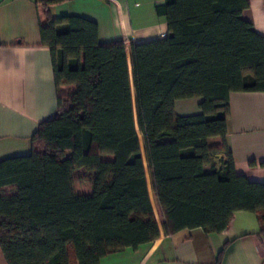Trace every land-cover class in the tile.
I'll list each match as a JSON object with an SVG mask.
<instances>
[{
  "label": "trees",
  "instance_id": "16d2710c",
  "mask_svg": "<svg viewBox=\"0 0 264 264\" xmlns=\"http://www.w3.org/2000/svg\"><path fill=\"white\" fill-rule=\"evenodd\" d=\"M64 1L37 0L57 112L33 133L31 153L0 161L8 263L98 264L157 238L140 134L165 232H220L247 210L264 234V182L236 171L226 142L230 93L264 91V36L242 17L250 0H165L157 11L168 36L131 42V64L124 40L99 41L97 22L55 19L51 7ZM192 97L202 98L201 111L177 113L176 101ZM219 155L223 166L208 168ZM80 168L95 173L89 195L75 192ZM11 184L17 192L4 194Z\"/></svg>",
  "mask_w": 264,
  "mask_h": 264
},
{
  "label": "crops",
  "instance_id": "0c3cea01",
  "mask_svg": "<svg viewBox=\"0 0 264 264\" xmlns=\"http://www.w3.org/2000/svg\"><path fill=\"white\" fill-rule=\"evenodd\" d=\"M164 3L165 0H66L53 5L51 12L55 19L78 15L97 22L99 41L124 40L131 64V42L168 36L167 17L157 11ZM242 17L264 36V0H250ZM41 19L42 7L37 0H0V161L31 153L33 133L42 121L57 112L52 56L42 43ZM131 82L134 93L132 76ZM201 100V97L179 99L175 110L179 114L199 113ZM229 103L226 142L232 150L235 169L251 181L264 182V91H233ZM144 166L155 207L158 201L147 160ZM222 166L223 158L219 155L208 168ZM75 175V192L91 194L95 173L80 168ZM2 192L15 194L16 185L4 186ZM159 226L160 235L154 240L109 253L98 264H264V234H257L261 221L253 211H235L220 232L193 227L167 233L162 222ZM0 264H9L1 243Z\"/></svg>",
  "mask_w": 264,
  "mask_h": 264
},
{
  "label": "rangeland",
  "instance_id": "374dc122",
  "mask_svg": "<svg viewBox=\"0 0 264 264\" xmlns=\"http://www.w3.org/2000/svg\"><path fill=\"white\" fill-rule=\"evenodd\" d=\"M61 88L63 90H66L68 93H72L76 89V85H74V84H63L61 86ZM140 138H141V143H142L143 157H144V160L146 162V156H145V151H144L143 139H142V135L141 134H140ZM154 208H155V214H156L157 220H158L159 223H161L162 222V215H161V212H160V210L158 208V205L156 204Z\"/></svg>",
  "mask_w": 264,
  "mask_h": 264
}]
</instances>
